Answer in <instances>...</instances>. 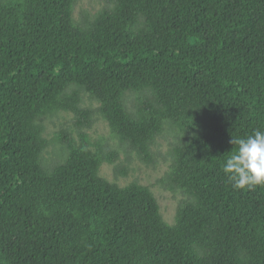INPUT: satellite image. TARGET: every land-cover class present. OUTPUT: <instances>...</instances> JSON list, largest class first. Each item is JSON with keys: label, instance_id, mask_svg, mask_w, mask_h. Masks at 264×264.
Instances as JSON below:
<instances>
[{"label": "trees", "instance_id": "16d2710c", "mask_svg": "<svg viewBox=\"0 0 264 264\" xmlns=\"http://www.w3.org/2000/svg\"><path fill=\"white\" fill-rule=\"evenodd\" d=\"M76 1L0 0V264H264V187L222 170L232 137L264 130V0H114L84 26ZM80 92L146 164L165 124L188 136L173 225L149 188L98 176L116 156L85 135L43 167V118L89 125Z\"/></svg>", "mask_w": 264, "mask_h": 264}, {"label": "rangeland", "instance_id": "374dc122", "mask_svg": "<svg viewBox=\"0 0 264 264\" xmlns=\"http://www.w3.org/2000/svg\"><path fill=\"white\" fill-rule=\"evenodd\" d=\"M114 0H77L72 8V21L76 26H84L100 12L112 8ZM81 108L91 111L89 125L77 127L71 113H57L41 120L44 127L43 137L49 146L43 152L41 163L46 169L63 164L68 156V143L80 144L81 135L87 137L89 149L101 148L106 153H114L113 164H103L98 176L105 181L123 188L132 183L149 188L157 201L161 219L167 225H173L178 206L186 197L178 190H173L167 182V175L172 163V149L188 136L181 134L172 124H165L162 132L150 145L151 163L141 161L128 144L110 133L106 121L98 112L99 103L87 94L80 92ZM140 99L139 94H127L124 107L129 114H134Z\"/></svg>", "mask_w": 264, "mask_h": 264}, {"label": "clouds", "instance_id": "9594fccd", "mask_svg": "<svg viewBox=\"0 0 264 264\" xmlns=\"http://www.w3.org/2000/svg\"><path fill=\"white\" fill-rule=\"evenodd\" d=\"M232 150L223 172L234 190L264 187V130L256 129L244 137H232Z\"/></svg>", "mask_w": 264, "mask_h": 264}]
</instances>
